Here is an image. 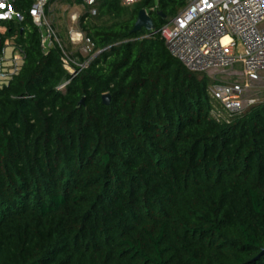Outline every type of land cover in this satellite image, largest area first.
Returning <instances> with one entry per match:
<instances>
[{
    "label": "trees",
    "instance_id": "obj_1",
    "mask_svg": "<svg viewBox=\"0 0 264 264\" xmlns=\"http://www.w3.org/2000/svg\"><path fill=\"white\" fill-rule=\"evenodd\" d=\"M187 2L141 0L100 26L86 7L98 54L75 76L58 43L43 51L34 0L0 22V51L25 52L0 87V264H264V100L217 121L211 78L131 32L140 9L158 30Z\"/></svg>",
    "mask_w": 264,
    "mask_h": 264
},
{
    "label": "built area",
    "instance_id": "obj_2",
    "mask_svg": "<svg viewBox=\"0 0 264 264\" xmlns=\"http://www.w3.org/2000/svg\"><path fill=\"white\" fill-rule=\"evenodd\" d=\"M15 1L0 0L4 5L0 8V22L22 20ZM102 1L105 0H83L92 14H96L97 4ZM119 1L131 6L141 0ZM47 3L48 0H34L30 8L43 51L48 53L58 43L64 52L65 68L75 76L95 55L83 62L68 56L46 18ZM154 33L164 38L168 51L186 68L211 78L210 113L217 121L230 122L231 117L258 102L257 86L264 82V0H188L160 29L151 32ZM85 41L93 51L91 38L87 36ZM24 60L22 47L6 40L0 51V87L8 85L19 73ZM69 81L58 88L64 89Z\"/></svg>",
    "mask_w": 264,
    "mask_h": 264
},
{
    "label": "rangeland",
    "instance_id": "obj_3",
    "mask_svg": "<svg viewBox=\"0 0 264 264\" xmlns=\"http://www.w3.org/2000/svg\"><path fill=\"white\" fill-rule=\"evenodd\" d=\"M128 12L124 13L121 17L116 15H105L98 16V12L94 17H89L88 22L92 25H110L117 21L125 20L129 17L130 12L134 5L124 6ZM88 8L84 6L79 0H48L45 15L47 20L55 28L58 39L65 48L68 56L76 61L83 62L80 58H89L91 55H97L98 51H90L86 45L85 38L87 37L86 33L82 30V23L80 17L84 15ZM4 31V28H2ZM77 53L80 55V58L77 56ZM240 67V65H238ZM258 102L264 100V82H261L257 86Z\"/></svg>",
    "mask_w": 264,
    "mask_h": 264
},
{
    "label": "water",
    "instance_id": "obj_4",
    "mask_svg": "<svg viewBox=\"0 0 264 264\" xmlns=\"http://www.w3.org/2000/svg\"><path fill=\"white\" fill-rule=\"evenodd\" d=\"M143 29L148 32H153L155 30L154 20L150 12L146 8H142L139 10L137 19L134 23L131 32H140ZM102 101L104 104L109 105L111 103V94L110 93L103 94ZM83 103H84V98L79 102L78 106H80ZM263 254H264V248L258 254L257 258L261 257Z\"/></svg>",
    "mask_w": 264,
    "mask_h": 264
},
{
    "label": "crops",
    "instance_id": "obj_5",
    "mask_svg": "<svg viewBox=\"0 0 264 264\" xmlns=\"http://www.w3.org/2000/svg\"><path fill=\"white\" fill-rule=\"evenodd\" d=\"M80 2H82L84 4L85 7H87V5H85V3L83 2V0H81ZM8 40H13L15 42V40L12 38V39H8ZM9 51V49H8Z\"/></svg>",
    "mask_w": 264,
    "mask_h": 264
},
{
    "label": "snow or ice",
    "instance_id": "obj_6",
    "mask_svg": "<svg viewBox=\"0 0 264 264\" xmlns=\"http://www.w3.org/2000/svg\"><path fill=\"white\" fill-rule=\"evenodd\" d=\"M2 7H4V5L3 4H0V8H2Z\"/></svg>",
    "mask_w": 264,
    "mask_h": 264
}]
</instances>
